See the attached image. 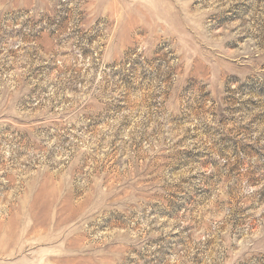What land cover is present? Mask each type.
Wrapping results in <instances>:
<instances>
[{
	"label": "rangeland",
	"instance_id": "1",
	"mask_svg": "<svg viewBox=\"0 0 264 264\" xmlns=\"http://www.w3.org/2000/svg\"><path fill=\"white\" fill-rule=\"evenodd\" d=\"M0 264H264V0H0Z\"/></svg>",
	"mask_w": 264,
	"mask_h": 264
}]
</instances>
